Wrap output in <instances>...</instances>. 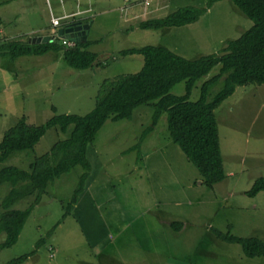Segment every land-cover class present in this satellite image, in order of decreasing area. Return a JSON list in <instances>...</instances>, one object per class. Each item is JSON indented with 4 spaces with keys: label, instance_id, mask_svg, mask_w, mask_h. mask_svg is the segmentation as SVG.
I'll return each instance as SVG.
<instances>
[{
    "label": "rangeland",
    "instance_id": "374dc122",
    "mask_svg": "<svg viewBox=\"0 0 264 264\" xmlns=\"http://www.w3.org/2000/svg\"><path fill=\"white\" fill-rule=\"evenodd\" d=\"M207 2L0 0V42L55 36L56 25L74 21L88 25L87 50L98 56L88 70L70 68L60 53L15 61L0 57V141L23 116L39 126L55 114L84 116L92 111L105 80L137 74L143 67L141 55L123 56L121 51L161 46L195 60L221 54L227 41L252 28L253 22L230 1L215 3L187 26L160 31L138 27L179 8L203 9ZM218 72L219 66L196 81L189 101H198L202 84ZM222 87L223 80L212 84L208 100ZM170 94L183 96L185 83ZM153 112L142 105L129 120H107L87 148L91 169L76 204L68 209L83 173L80 166L46 188L16 244L0 249V264L25 255L29 257L21 264H264L214 232L264 241V192L254 198L244 195L264 178V84L237 87L215 109L225 180L213 189L202 185L201 174L171 141L166 114L139 153L123 154L151 125ZM70 130H48L32 151L12 154L0 169L31 171L35 157L68 138ZM10 188L0 185V202ZM33 200H20L11 209L26 210ZM170 223L182 227L175 231ZM4 239L1 234L0 243Z\"/></svg>",
    "mask_w": 264,
    "mask_h": 264
},
{
    "label": "trees",
    "instance_id": "16d2710c",
    "mask_svg": "<svg viewBox=\"0 0 264 264\" xmlns=\"http://www.w3.org/2000/svg\"><path fill=\"white\" fill-rule=\"evenodd\" d=\"M221 1H230L253 22L252 28L240 38L227 41L221 54L187 60L161 46L121 51L123 56L141 55L143 67L137 74L105 80L100 86L92 111L84 116L55 114L39 126L28 124L23 116L4 132L0 141V164L14 153L32 151L48 130L55 128L67 133L71 128L68 138L56 142L47 153L35 157L31 171L14 166L0 169V185L7 183L11 186L0 202V235H5L0 249H8L16 244L23 226L46 188L80 166L83 173L68 209L76 204L91 169L86 156L87 148L98 131L107 120L118 122L131 119L134 109L142 105H150L154 109L151 125L144 129L138 143L124 152V155L135 151L139 153L144 140L154 131L160 117L166 114L171 141L201 174L202 185L213 189L225 180L215 109L232 96L237 87L264 84V0H208L203 9L179 8L164 18L143 21L138 27L160 31L187 26L196 23L207 10ZM73 22L55 27L65 28ZM56 37L61 39L60 44L55 42ZM63 41L73 40L62 38L56 33L54 40L47 43L3 41L0 42V57L15 61L53 52L60 53L70 68L88 70L94 66L98 56L87 50L90 44L88 40L85 43L73 41L72 47L63 44ZM217 66L218 74L202 84L199 100L189 101L195 82ZM219 80H223V87L209 101V87ZM181 82L185 83V94L171 95V89ZM261 192H264V178L255 181L244 195L254 198ZM31 196H34V200L26 210L11 209L18 201ZM169 227L177 231L182 224L170 223ZM214 232L217 239L241 246L247 258L264 259V241L258 238H239L216 230ZM28 257L25 255L7 264H21Z\"/></svg>",
    "mask_w": 264,
    "mask_h": 264
},
{
    "label": "water",
    "instance_id": "95a60500",
    "mask_svg": "<svg viewBox=\"0 0 264 264\" xmlns=\"http://www.w3.org/2000/svg\"><path fill=\"white\" fill-rule=\"evenodd\" d=\"M87 31H88V25H82L79 22V23L71 24L65 28L58 29L57 35L61 36L62 38L85 43L87 40ZM53 40H54V36H44L40 38H33L32 40H29V43L40 44V43H47Z\"/></svg>",
    "mask_w": 264,
    "mask_h": 264
},
{
    "label": "built area",
    "instance_id": "2783aa9c",
    "mask_svg": "<svg viewBox=\"0 0 264 264\" xmlns=\"http://www.w3.org/2000/svg\"><path fill=\"white\" fill-rule=\"evenodd\" d=\"M56 24H57V22H56ZM63 44L67 45L68 47H72L73 46V41H71V42L65 41V42H63Z\"/></svg>",
    "mask_w": 264,
    "mask_h": 264
}]
</instances>
